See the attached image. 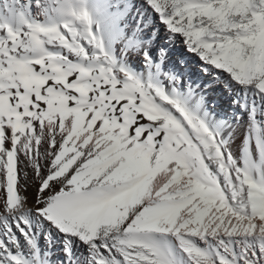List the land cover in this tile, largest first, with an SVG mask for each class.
<instances>
[{"label": "snow or ice", "instance_id": "6c2138e0", "mask_svg": "<svg viewBox=\"0 0 264 264\" xmlns=\"http://www.w3.org/2000/svg\"><path fill=\"white\" fill-rule=\"evenodd\" d=\"M82 3L0 9V264H43L41 231L64 264H264V0H145L208 77L167 92L118 68ZM217 86L248 113L239 158Z\"/></svg>", "mask_w": 264, "mask_h": 264}, {"label": "bare ground", "instance_id": "6f19581e", "mask_svg": "<svg viewBox=\"0 0 264 264\" xmlns=\"http://www.w3.org/2000/svg\"><path fill=\"white\" fill-rule=\"evenodd\" d=\"M4 4L5 0H0V9H3ZM77 6L81 5L77 3ZM82 6L86 7L92 16L93 30L98 37L103 36L105 49L117 61L118 68H123L145 87L151 85L161 87L166 92L170 91L169 81L178 73V78L185 87H205L208 77L205 76L203 81L198 79V74L202 75L200 68L203 65L200 57L188 50L182 35L170 34L160 22V18L158 22L152 19L150 11L146 10L145 0H83ZM16 10L23 12L28 20L43 19L39 15L41 9L35 7V0L30 13L24 5V0H19ZM153 34L156 39L152 38ZM161 44L167 45V56L163 60L159 55ZM52 50L59 51L55 48ZM145 51L152 57L151 64L145 62ZM178 58H182L179 67ZM184 67L188 68L186 73L182 71ZM239 91L237 88L233 96H228L219 86L205 88L207 102L219 101L221 111L217 113V118L224 123L218 129L222 137L229 138V148L237 158L240 157L246 130L249 128L248 113L242 111L239 104H232L233 97ZM248 134L251 135L250 132ZM49 235L50 243L44 239V232H40L39 248L43 264H64L67 259L66 238L54 231ZM67 240L70 241L69 246L77 257L86 255L87 248L78 239L69 237ZM25 254L31 259L27 250Z\"/></svg>", "mask_w": 264, "mask_h": 264}, {"label": "rangeland", "instance_id": "374dc122", "mask_svg": "<svg viewBox=\"0 0 264 264\" xmlns=\"http://www.w3.org/2000/svg\"><path fill=\"white\" fill-rule=\"evenodd\" d=\"M150 16L152 17V19H155L157 22L159 21V16L153 12H150ZM231 101V99H230ZM213 103H216V102H213ZM219 131V129H218ZM229 140V138H227Z\"/></svg>", "mask_w": 264, "mask_h": 264}]
</instances>
